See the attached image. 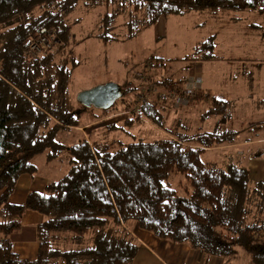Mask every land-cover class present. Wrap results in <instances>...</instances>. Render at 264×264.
<instances>
[{"label": "trees", "instance_id": "trees-1", "mask_svg": "<svg viewBox=\"0 0 264 264\" xmlns=\"http://www.w3.org/2000/svg\"><path fill=\"white\" fill-rule=\"evenodd\" d=\"M81 3L105 8L97 35L103 42L116 38L107 32L124 12L130 19L124 22L128 37L188 11L213 19L233 10L264 13V0H0V264H132L139 249L127 227L131 221L205 258L221 256L227 262L244 252L252 264H264V182L250 178L241 162L203 159L207 149L234 143L237 132L215 127L180 133L171 126L163 129L159 120L158 109L179 111L204 99L210 103L203 121L224 114L227 101L211 97L200 81L201 92L176 107L175 98L161 96L169 89L180 92L191 75L176 85L172 78L149 74L163 62L151 56L128 89L132 100L118 99L122 107L95 113L76 102L70 86L79 61L72 55L76 37L68 17ZM49 30L56 39L53 48L33 52L31 44ZM215 37L200 40L182 60L218 59L212 54ZM145 76L152 79L153 91L137 104L135 92ZM84 113L96 120L122 114L119 122H109V132L127 134L144 118L167 134L155 131L152 139L128 141L92 135L90 141L80 135L72 143L73 132L86 125ZM41 154L46 162L63 157L64 174L48 181L42 192H28L23 203L9 202L18 177L37 173L33 159ZM26 210L44 217L35 226L34 259L19 257L10 238Z\"/></svg>", "mask_w": 264, "mask_h": 264}, {"label": "rangeland", "instance_id": "rangeland-1", "mask_svg": "<svg viewBox=\"0 0 264 264\" xmlns=\"http://www.w3.org/2000/svg\"><path fill=\"white\" fill-rule=\"evenodd\" d=\"M104 11L105 8L103 6L91 8L81 3L69 14V22L76 37L75 44L71 48L72 55L75 60L79 61L77 65L72 67L73 73L70 93L74 100H76L78 92L82 90H89V88L115 82L123 92L121 99L124 98L126 101H131L133 94L128 91V89L135 83V73L143 70L145 62L151 56H158L162 59L158 61L163 62L160 67L150 68L147 73H153L155 75V72H158L161 73L159 75H163L164 77L169 76L174 81H177L186 70L183 69L182 66H186L187 63L189 65L194 63L191 61H184L182 58L192 52V47L196 42H200V40L211 36V34H216L223 26L217 23V21L212 20V18H208V15L205 13L188 11V13L170 15L160 20L165 34L155 41L151 38L148 30H145V28L138 29L136 25H134V30H138H136L135 36L128 37L127 32L129 26H127V23L125 25L124 22H128L130 19L128 13L124 12L114 23L115 27L113 31L109 30L107 32V34L110 32L113 33L112 36H116V38L110 39L108 42H103L97 35L99 32V20L104 14ZM236 12L242 11L233 10L225 12L220 18H233ZM255 12L252 13H255L257 16H262V13L258 11ZM241 14L244 13H240L238 16ZM135 21L140 22V17L136 18ZM244 25L245 23L243 20H241L240 24H233L234 29L238 30ZM249 32L252 34V37L249 39L250 45L244 48L242 41L239 40V35L241 34L232 31L230 28H228V31L222 30L220 38L218 39L219 44L212 50V54L218 58L223 56H236L244 57L245 59L225 60L222 63H217L212 60V62L206 60L202 61L205 66V76L211 79V81H214L218 87L221 82L224 81L222 87H224V89L227 86L229 87V80H226L228 76L239 78L238 84L236 83L238 88L235 90V96L237 95L238 98L237 105L232 106V109H227L224 114L218 116V119L223 121L229 117L231 123L224 129L237 130L236 136L240 137L249 136V134H259L261 136L264 133V123L257 124L255 123L256 121H253L256 117H260V110L264 111V99L258 94V84L252 82L253 79L251 78L253 74L257 75L259 72L264 73V67H259L257 64V59H261L264 55V43L260 38H257L256 35V32L259 33L261 31L256 30V32H254L249 30ZM223 38H229L227 40L229 43L228 45L224 43L221 45L220 41L223 40ZM248 56H250V58L246 59ZM252 58L255 59L251 60ZM177 67L179 68L176 69ZM190 75H193L192 77H198L203 83V77L199 76L197 73ZM233 85L234 83L231 84V86ZM249 94H251L255 100L261 98L262 101L254 105V102L247 98L250 96ZM114 103L115 108L122 107L118 99ZM258 104L263 105L258 107ZM94 112L100 113V110L94 108ZM177 112L178 111L169 110L163 113V116H167V119H169L167 120V125L169 127L173 116ZM82 116V120L86 125L79 127L78 132H73L74 136L72 137V143L75 142L80 135L85 138H90V141L92 140L91 135L101 140L106 138L105 136H108V138L112 140L121 138L124 141L134 139L133 137H142L147 140L155 137L153 134H148V130H153L154 128L144 118L140 122H137L135 127L126 129L128 133L124 134V131L120 132L117 130L109 132L107 130L110 126L109 122H119L123 119L119 116L109 115L97 120L93 119V116H88L87 113H84ZM195 121L198 123L197 120ZM130 134L133 136H130ZM63 137L65 136L63 135ZM263 137L264 136L261 138ZM260 142L264 148V142L262 140ZM44 159L45 156L41 154L36 156L33 161L35 164L44 165L46 164ZM203 159L218 162L224 159V155H222L221 152L219 154L218 150L207 151ZM65 161L66 160L61 157L47 162L49 163L48 167L50 174L62 176L68 167ZM42 170L44 169L42 168ZM177 181V178L172 179L173 186L177 187ZM131 223L135 222L131 221ZM224 264L252 263L249 256H246L244 252H239L235 258Z\"/></svg>", "mask_w": 264, "mask_h": 264}, {"label": "crops", "instance_id": "crops-1", "mask_svg": "<svg viewBox=\"0 0 264 264\" xmlns=\"http://www.w3.org/2000/svg\"><path fill=\"white\" fill-rule=\"evenodd\" d=\"M255 11L244 10L242 12H236V15H234L233 18L231 17H227V18L223 17V19L212 18V20H215L220 25L221 24L223 25L222 28L220 29L221 31L219 30L220 32L218 31L216 33V37L214 41L215 46L219 44L218 39L220 38V34L222 30L228 31V28H230L232 31H235L236 33L241 34L239 35V40L242 41V45H244V48L250 45L249 39L252 37V34L251 32H249V30L250 31L252 30L254 32H256V30L261 31L259 33L256 32V35L257 38H260L261 41H263L264 43V13L260 12L262 13V16H257L255 15L256 13ZM238 13L239 14L244 13V14L238 16L239 15ZM160 20L162 19H159L156 22V24H154V26L145 29L148 30L151 38L155 41L160 39L165 34L162 28L163 25H161ZM241 20L244 21L245 25L242 26L240 30L234 29L233 24H240ZM253 25L257 27L251 28V26ZM228 39L229 38H223V40L220 41L221 45H223V43L225 45H228L229 44L227 42ZM197 43L198 42H196L195 44ZM241 58L245 59L244 57L223 56V57H219L218 59H212V61H216L217 63H222L225 60L229 61V60H235ZM248 58H250V56H248L246 59ZM253 59L255 58H252L251 60ZM257 60H258L257 63L258 66L264 67V55L261 57V59L259 58ZM202 61L203 60L191 61L194 63L190 65L187 63L186 66H182L183 69L186 70L183 73V75H181L179 79L175 81L177 83L176 85H179V83H183L184 80L188 76H190V74L197 73L199 76L203 77L204 87L209 91L211 97L213 98L215 97L224 101L226 100L228 103L227 109H232L233 108L232 106H236L238 102L237 95L235 96V90L238 88L236 83L238 84L239 78L228 76V79L226 80H229L228 83L229 87L227 86L225 89L224 87H222L225 81L221 82L220 86L218 87L214 81H211V79L205 76V66L203 65ZM206 61H211V60H206ZM178 68L179 67H177L176 69ZM156 74L158 75L161 73L155 72V75ZM251 78L253 79L252 82L258 84L257 85L258 94H260V97L264 99V73L259 72L257 75L253 74ZM233 83L234 85L231 86V84ZM249 95L250 96H248L247 98L252 100L254 102V105L262 101L261 98L255 100V98H253L251 94ZM209 103L210 101L204 99L203 100L194 99L193 101H191L189 107L181 108L178 111V113H176L173 116L170 123L171 129H178L180 133L181 132L192 133L194 130L209 131L214 129L215 127L225 128L227 125H230L231 120L229 119V117L221 121V119H218V116L220 115L217 114L211 118L203 119V121L200 119L201 115H203V112H205L209 108ZM262 105L258 104V107H261ZM165 112H166L165 110L158 109V113H160L159 120L164 125L163 129L170 128L167 125L168 122L167 120L169 119H167V116H163V113ZM260 113H261L260 117L259 118L256 117L257 119L255 118L253 120L254 122L256 121L255 123L257 124L264 123V111L260 110ZM195 120H197L198 123H196ZM147 121L154 128V130H148V134H153L154 136L155 131L158 132L160 131L161 133L167 134L165 132L166 130L164 131L162 130L161 127L159 126L157 127L155 124H152L151 121H149V119ZM233 131L236 132L237 130H233ZM262 136L263 135L260 136L259 134H255V135L249 134V136H241V137L237 136L234 143L222 145L216 148H210L207 149V151L218 150L219 154L221 152L222 155H224L223 160L229 159L235 162L238 161L243 163L248 168L250 178L264 182V148L260 144L261 140L264 142V138H261ZM44 161L46 162L45 159ZM36 166L38 168V171L33 176L24 173L18 177L15 185V189L9 196V202L13 204L23 203L28 192L30 191L42 192L44 186L48 181L55 180L61 177L50 174L48 167L49 163L47 162L44 165L36 163ZM42 168L44 170H42ZM43 219L44 217L38 212H35L33 210L24 211L21 218V227L15 230L14 232H12V234L10 235V238L12 240V250L16 254H18L19 257L24 259H34L36 257L38 242L35 237V226L41 223ZM127 227L130 228L132 235L138 241L139 250L132 264H224L225 263L224 258L221 256L220 257L209 256V258H205L203 253H201L199 250L197 251L189 247L187 244L186 245L179 243L173 244L172 242L166 239L163 240L159 239L158 237H155L153 234L137 227L136 223L129 222V224H127Z\"/></svg>", "mask_w": 264, "mask_h": 264}, {"label": "built area", "instance_id": "built-area-1", "mask_svg": "<svg viewBox=\"0 0 264 264\" xmlns=\"http://www.w3.org/2000/svg\"><path fill=\"white\" fill-rule=\"evenodd\" d=\"M56 42L55 36L53 35V31L49 30L45 35H42L38 39H36L31 44V50L36 53H47L53 48V43ZM190 76V79L188 80L186 86L178 92L174 89H169L168 92H164L161 97L164 96H170L171 98H175V106L178 107L180 104H184L187 102V99L191 96L196 95L197 93L201 92V84L200 79L198 77H192ZM145 80L144 84L142 85V88L135 92V103L139 104L143 101H145L146 95L148 92L153 91L152 87V79H150L148 76H145L143 78ZM155 91V90H154ZM120 118L122 117V114L116 115ZM123 116H126L124 114Z\"/></svg>", "mask_w": 264, "mask_h": 264}, {"label": "water", "instance_id": "water-1", "mask_svg": "<svg viewBox=\"0 0 264 264\" xmlns=\"http://www.w3.org/2000/svg\"><path fill=\"white\" fill-rule=\"evenodd\" d=\"M122 95L119 85L111 82L78 92L76 100L88 108L94 107L101 110L111 108Z\"/></svg>", "mask_w": 264, "mask_h": 264}]
</instances>
